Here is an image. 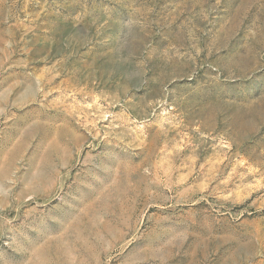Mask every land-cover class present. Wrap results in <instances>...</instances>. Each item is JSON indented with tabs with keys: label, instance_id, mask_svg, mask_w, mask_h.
<instances>
[{
	"label": "rangeland",
	"instance_id": "1",
	"mask_svg": "<svg viewBox=\"0 0 264 264\" xmlns=\"http://www.w3.org/2000/svg\"><path fill=\"white\" fill-rule=\"evenodd\" d=\"M0 264H264V0H0Z\"/></svg>",
	"mask_w": 264,
	"mask_h": 264
}]
</instances>
